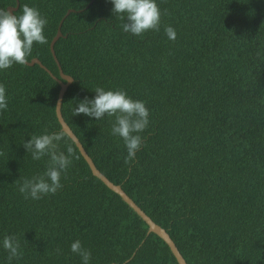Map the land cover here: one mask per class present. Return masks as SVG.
<instances>
[{
    "label": "trees",
    "instance_id": "obj_1",
    "mask_svg": "<svg viewBox=\"0 0 264 264\" xmlns=\"http://www.w3.org/2000/svg\"><path fill=\"white\" fill-rule=\"evenodd\" d=\"M159 29L120 31L110 0H18L46 18V43H33L52 75L72 78L61 115L95 167L156 224L186 264H264V0H157ZM15 0H0V9ZM69 12L66 16L67 10ZM171 25L175 40L164 27ZM64 82V80H62ZM7 108L0 110V239L14 235L22 255L0 264H80L69 251L79 239L89 264H178L166 243L91 171L72 140L61 187L38 200L16 188L42 173L23 141L62 131L55 115L59 84L38 64L0 70ZM123 89L144 101L148 124L127 163L114 117L71 114L94 87ZM59 249V253L57 252Z\"/></svg>",
    "mask_w": 264,
    "mask_h": 264
},
{
    "label": "clouds",
    "instance_id": "obj_2",
    "mask_svg": "<svg viewBox=\"0 0 264 264\" xmlns=\"http://www.w3.org/2000/svg\"><path fill=\"white\" fill-rule=\"evenodd\" d=\"M111 13L121 20L120 31L133 36H141L148 30L159 29L161 10L157 0H110ZM46 18L33 6L24 4L18 15L6 8L0 9V70L7 69L13 63L27 64L26 57L32 52V46L46 43L43 29ZM164 34L169 40H175L176 32L171 26L164 27ZM94 95L75 101L71 114H84L99 120L104 116L114 117L110 132L119 137L126 150L125 162L135 157L141 146L139 135L148 124V109L144 101L133 99L123 89L96 86ZM5 88L0 84V110L7 108ZM65 138L63 131L41 132L31 134L23 141V147L31 159L40 160L47 157L44 171L32 177L21 179L17 191L26 199L38 200L52 194L61 187V174L71 164L73 149L68 146L60 151L58 142ZM0 248L6 251L7 261L22 255L20 242L14 235H4L0 239ZM59 249L57 252L59 253ZM69 251L76 254L80 264H89L90 251L81 245L79 239L69 244Z\"/></svg>",
    "mask_w": 264,
    "mask_h": 264
},
{
    "label": "water",
    "instance_id": "obj_3",
    "mask_svg": "<svg viewBox=\"0 0 264 264\" xmlns=\"http://www.w3.org/2000/svg\"><path fill=\"white\" fill-rule=\"evenodd\" d=\"M18 7V0H15V6L11 7L8 6L6 9L9 12H14L16 11ZM74 11L72 9H69L66 11L65 15L66 16L69 12ZM62 19L60 20L56 33L53 36V38L50 41L49 44V49L50 52L53 56V59L55 60L56 64H57V68H58V73H59V78L55 77L54 75H52V73L46 69L37 58H31L30 61L27 62L26 65H33V64H38L41 68H43L44 70L47 71V73L54 79L56 80V82L59 84V90H58V94H57V98H56V103H55V115L56 118L60 124L61 130L66 133L68 135V137L72 140V142L75 144L76 148L78 149L80 155L83 157V159L85 160V162L87 163L91 174L98 178L108 189H110L111 191H113L114 193H116L131 209H133L139 216L140 218L146 223L147 225V234L152 232L154 234H156L158 237H160L168 246V248L170 249V252L172 254V256L175 258L176 262L178 264H186L185 260L183 259L182 255L180 254V252L178 251V249L176 248L174 242L171 240V238L169 237V235L167 234V232L160 227L158 224L154 223L133 201L131 198H129L126 193L122 190L120 185L117 184H113L112 182H110L94 165V163L92 162V160L90 159V157L87 155V153L85 152L84 148L82 147L81 143L79 142V140L77 139V137L74 135V133L71 131V129L68 127V125L66 124V122L63 120L62 115H61V111H60V107H61V101H62V97L63 94L67 88V86L72 82V78L66 74H64L59 66V63L54 55V50H53V44L54 42L61 36L60 33V25H61ZM64 80V82L62 81Z\"/></svg>",
    "mask_w": 264,
    "mask_h": 264
}]
</instances>
